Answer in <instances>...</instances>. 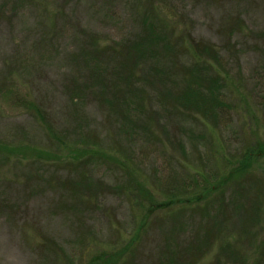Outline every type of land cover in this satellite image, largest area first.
<instances>
[{"label": "rangeland", "instance_id": "1", "mask_svg": "<svg viewBox=\"0 0 264 264\" xmlns=\"http://www.w3.org/2000/svg\"><path fill=\"white\" fill-rule=\"evenodd\" d=\"M144 14L171 20L184 14L195 38L223 47L227 24L239 15L246 29L233 35L237 54L229 66L243 82L248 106L239 102L215 130L202 119L175 115L159 118L164 130L158 124L151 126L153 134L137 128L131 138L120 134L119 121L94 98L84 97L78 107L72 82L88 77L90 69L80 56L90 52L89 35L102 46L131 39ZM259 32H264V0H0V264H99L101 251L126 247L141 225L135 264H157L165 247L170 252L179 247L180 264H186L201 228L212 230L228 216L225 230L217 231L208 252L193 262L212 264L220 243L241 234L235 216L227 211L221 218L220 207L201 202L179 208V219H166L168 212H154L135 183H143L159 203L183 197L196 190L192 176L198 170L225 173L247 144L264 141V38ZM107 60L108 73L117 69V60ZM23 100L32 101L43 118ZM178 140L185 153L175 146ZM85 141L118 163L76 157L70 149ZM15 147L50 156L24 158L11 150ZM258 162L254 167L264 168V159ZM82 182L86 188L76 187ZM103 183L110 189L98 190L97 196L96 187L87 188ZM239 243L250 263L257 240L245 237Z\"/></svg>", "mask_w": 264, "mask_h": 264}, {"label": "trees", "instance_id": "2", "mask_svg": "<svg viewBox=\"0 0 264 264\" xmlns=\"http://www.w3.org/2000/svg\"><path fill=\"white\" fill-rule=\"evenodd\" d=\"M141 20L140 31L131 39L102 46L96 35H89L90 52L83 51L80 56L84 68L90 69L88 77L82 82L74 77L72 82V100L76 101L78 107H82L84 97L94 98L113 119L119 121L120 134L131 138L137 128L153 134L151 126L158 124L164 130L159 118L175 115L184 119H202L210 125L206 128L215 130L219 123L227 121L229 111L239 102H245L248 106L246 102L249 95L242 93L243 82L229 66V58L237 54L233 35L246 29L239 15H235L227 24L224 47L195 38L191 32V20L184 14L177 15L174 20L167 16L163 18L157 14H144ZM257 36L264 38V32H259ZM106 59L117 60V69L108 73L103 65ZM22 103L25 108L36 111L43 118L41 110L32 101L23 100ZM206 135L207 132L200 134L203 139H206ZM85 139L89 141L91 138L87 136ZM92 140L96 143L94 138ZM88 141L81 143V146L80 143L73 145L71 152L79 158L88 156V159L114 160V156L96 149ZM175 146L185 153L186 148L181 140L176 141ZM11 150L24 158L34 156L43 159L50 156L46 151L24 147ZM261 159H264V141L251 142L225 173L219 170L206 175L203 169V173L198 170V174L192 176L198 191L192 190L191 193L187 192L188 195L171 197L162 203L153 200L143 183L136 181L135 186L155 208L154 212L160 209L168 212L166 219H179V208L192 209L200 206L201 202H209L207 206L216 204L217 208L220 207L218 211L221 218L230 211L229 215L236 218V225L242 227L241 234L227 243H220L212 264H264V235H258L260 229H264V168L254 167ZM114 161L118 163V159ZM76 187L86 188L83 182ZM105 187L104 183L87 185L88 190L95 191L94 196ZM169 209H172L171 212ZM207 210V207H203L200 213L205 214ZM227 220L231 219L227 216L224 222L221 223V219L215 222L212 230L205 225L201 228L203 234L196 237L195 244L186 252L190 259L186 264L202 259L215 236L225 230ZM144 226L137 227L126 247L101 251L97 256L99 264H135L133 249L141 239ZM245 237L249 241L257 240L256 255L250 263L239 247V242ZM51 245L64 254L55 242L51 241ZM163 254L165 256H160L157 264L182 262L179 247L173 252L165 247ZM125 255L128 257L123 261Z\"/></svg>", "mask_w": 264, "mask_h": 264}]
</instances>
